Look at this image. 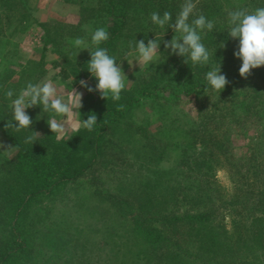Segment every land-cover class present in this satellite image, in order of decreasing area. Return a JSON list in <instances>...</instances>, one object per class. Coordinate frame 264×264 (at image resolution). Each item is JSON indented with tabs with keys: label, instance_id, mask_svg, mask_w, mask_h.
<instances>
[{
	"label": "trees",
	"instance_id": "obj_1",
	"mask_svg": "<svg viewBox=\"0 0 264 264\" xmlns=\"http://www.w3.org/2000/svg\"><path fill=\"white\" fill-rule=\"evenodd\" d=\"M28 1L0 0V46L8 44L4 32L12 18L18 25L12 34L23 29ZM65 2L78 6L77 25L56 19L36 25L43 51L51 47L78 80L89 75L91 57L77 55L71 39L88 40L94 51L91 35L105 28L109 38L99 47L118 63L136 51V40L180 35L155 25L151 14L168 11L174 22L184 0ZM194 3L190 21L203 14L214 22L213 30L201 33L209 64H186L166 50L158 69L123 90L120 101L97 95L83 103L82 119L97 116L92 131L82 127L58 142L39 105L27 111L30 130L6 128L12 113L5 92L13 90L14 99L15 90L39 76L23 66L11 80H0V132L16 153L10 158L0 149V264H264V66L241 77L242 61L234 55L239 40L227 31L229 11L251 12L264 0ZM219 64L229 81L220 93L205 78ZM32 131L41 135L31 145L25 138ZM252 131L249 143L235 150L236 137ZM100 168L120 184L105 195L91 194L99 206L75 200L59 215L58 198L67 193L58 187L84 178L97 184ZM222 170L231 193L218 181Z\"/></svg>",
	"mask_w": 264,
	"mask_h": 264
},
{
	"label": "clouds",
	"instance_id": "obj_2",
	"mask_svg": "<svg viewBox=\"0 0 264 264\" xmlns=\"http://www.w3.org/2000/svg\"><path fill=\"white\" fill-rule=\"evenodd\" d=\"M195 9L196 3H194V0H184L174 22L172 14L168 11H165L162 16L158 12H153L151 21L162 29L170 27L174 33L180 34L178 37L174 35L171 40L163 42L165 49H171V54L184 57V63L186 64L190 59L193 65L207 66L211 54L202 43L201 33L205 30H213L214 22L208 20L203 14L190 21ZM228 17V35L239 40L238 50L234 52V55L242 61L239 74L241 77L247 78L251 75L252 69L264 66V7H258L251 12L246 8L229 11ZM108 38L109 33L105 28H97L91 35V44L97 46L94 51L90 50L89 45L83 38L74 40L73 43L77 49L80 51L89 50L91 58L87 63V69L98 81L95 88L89 86L85 80H80L79 83L89 92H99L102 99H107L110 95L113 101H119L121 92L126 89V80L129 79L121 64L117 63L116 58L109 55L106 48L99 47ZM162 39L158 40L155 37V39H149L147 44L144 40L135 41L134 47L138 55L133 61L138 62L140 69L144 65L149 66L158 63V53H160ZM129 46H133L131 42ZM224 46L223 43L220 47ZM133 61L128 62L130 66ZM205 78L212 89L219 93L229 83L226 75L221 73V64L207 71ZM82 95V93L72 89L71 96L66 100L50 80L38 84L29 82L14 99L13 90H7L5 97L11 101L9 107L12 119L7 121L5 127L14 128L17 132L23 129L30 130L33 121L26 109L39 105L44 112H51L55 116L66 118L62 121L55 118L47 120L50 130L58 134V139L69 129L73 132H79L80 128L83 127L88 131H92L97 123V116L94 113L82 121L67 119L73 113L79 112L82 107ZM122 107V105H118V109ZM32 132V135L25 138V143L32 145L41 135L39 132Z\"/></svg>",
	"mask_w": 264,
	"mask_h": 264
},
{
	"label": "rangeland",
	"instance_id": "obj_3",
	"mask_svg": "<svg viewBox=\"0 0 264 264\" xmlns=\"http://www.w3.org/2000/svg\"><path fill=\"white\" fill-rule=\"evenodd\" d=\"M28 5L31 7L32 12L29 11ZM24 10L28 12V15H26L27 21L23 24V29L21 28V30H19L17 34H12V31L15 29V27L18 26L14 18L11 19L12 23L10 27L5 29L4 35L6 37L5 40L8 42V44L2 43V45L0 46V80H11V76H15L17 74L22 73L23 66L29 68L33 67L37 70V74L35 76H39L35 84L50 80L60 90L61 94L66 100L69 99V97L71 96L72 89H75L76 91L83 94L82 105L83 103L90 101L91 98H95V96L98 97L97 95H100L99 92H89L85 87H82L79 83L80 80H85L87 81L89 86L95 88V85L98 83V81L95 77L91 75V73H89L87 77L78 80L72 74V69L70 67H67L62 57L55 54V51L51 50V47H49V50L43 51L44 43L42 41V32L40 28L36 25L37 22L46 23L51 21L52 19H56L59 21L64 20L68 23L77 25L80 21L78 6L74 3H66L65 0H29L26 6L24 7ZM30 13L32 16H29ZM8 25L9 24H7V26ZM85 26L83 27L84 29ZM88 30L91 29L89 28ZM162 38L163 39L160 43V53H158L159 59L158 63L156 64H150L149 66L144 65L140 69L138 62L133 61L136 59L138 54L136 51L131 50L127 51L123 56L119 58L118 64H121L123 71L129 79L126 80V88L132 86L138 80L148 78L147 76H149L152 71H156L158 69L159 65L162 63L164 56L166 55L165 51L169 50L164 48L163 43L164 41H167V38ZM74 40L75 38L70 40L72 45H74ZM85 42L88 45L90 44L88 40H86ZM60 46L64 51L66 50L64 46ZM74 50V52L77 53L80 51L76 47L74 48ZM66 52L70 53V50ZM87 53H89V50H81L79 52V56H85ZM132 61L133 64L130 66L128 62ZM38 62H40V66H37ZM55 62H58L59 64L56 66ZM62 69L64 70L62 71ZM41 72L43 73L40 75L39 73ZM35 80V77H33L31 80H26V83L24 82L23 84L26 85L29 82H33ZM6 82L7 81L5 80L3 82V85H5ZM22 89L24 88L20 87L15 90V94L18 95ZM108 98H111V96L109 95ZM33 108L34 107L26 109V112H30V110ZM81 109L82 107L79 109V112L73 113L72 116L68 117L67 119L73 121H82L83 119L81 116ZM46 114L48 116L47 120L55 118L58 121H62L66 119L62 116H55L51 112H47ZM47 120L45 121L46 125H48ZM74 133L76 132H73L69 129L59 139L57 138L58 134L55 135L57 141L60 142L62 140L69 139ZM252 133L253 131L251 133L245 134L246 138L243 136L236 137L237 140L234 141V149L236 150L237 143L239 145L248 144L250 141V135ZM0 145H2L0 149L5 152L8 157L15 158L16 153H13L11 151V142L8 141V139L2 132H0ZM235 154L241 156L242 153L241 151H238V153L236 152ZM174 156H171L172 162H174ZM171 165V163L166 164V166L168 167H170ZM110 172V170L100 168L97 172V177L99 178L97 184H88L86 183V181H88L90 178H84L79 181L73 182L70 185L68 184L67 186H59L58 192H60V194H67H64L61 198H58V203L56 205V210L58 211V214H65L67 212L66 208L72 203H74L75 200L81 202L82 205L86 202L88 205H90L92 209L96 206H99L101 204V201L94 200V196L91 194H93L94 192H99L101 193L100 195H105L109 193L110 190L114 189L116 184H120L117 178L114 181L110 179V176L112 174ZM217 177L218 181L221 184L225 185L231 193L233 191V184H231L228 172L226 170H222L217 174Z\"/></svg>",
	"mask_w": 264,
	"mask_h": 264
}]
</instances>
